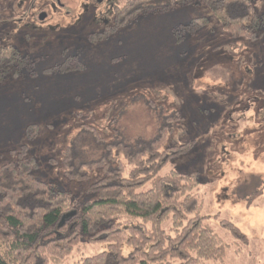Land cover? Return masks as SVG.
Wrapping results in <instances>:
<instances>
[{"label": "rangeland", "instance_id": "obj_1", "mask_svg": "<svg viewBox=\"0 0 264 264\" xmlns=\"http://www.w3.org/2000/svg\"><path fill=\"white\" fill-rule=\"evenodd\" d=\"M125 1H89L90 10H111L100 16L108 17L104 22L83 12L82 0H62L65 9L48 10L40 25V0H0V44L31 60L20 77L0 86V166L34 158L40 180L85 203L96 197L71 164L99 161L114 142L151 141L165 130L167 147L194 142L166 170L199 175L203 217L224 241L238 242L227 264H264V44L236 41L217 19L179 41L174 31L204 17L203 6L150 13L110 39L88 43ZM253 2L264 11V0ZM35 125L37 132L28 131ZM74 248L52 264L109 251L105 242L87 239ZM131 251L126 247L124 255Z\"/></svg>", "mask_w": 264, "mask_h": 264}, {"label": "trees", "instance_id": "obj_2", "mask_svg": "<svg viewBox=\"0 0 264 264\" xmlns=\"http://www.w3.org/2000/svg\"><path fill=\"white\" fill-rule=\"evenodd\" d=\"M125 3L105 31L89 34L88 43L110 39L114 31L133 26L150 13L203 6L207 14L181 25L174 31L177 36L210 27L211 19H217L223 32L236 41L264 44V11L259 12L253 0ZM78 53L66 61L77 58ZM30 66L27 54L13 45L0 44V86L10 77H20ZM30 128L37 132L36 125L28 131ZM27 134L31 141L33 134ZM169 134L164 130L151 141L114 142L106 146L101 160L78 167L71 164L80 185L96 197L85 203L40 180L34 158L19 157L2 164L0 264H52V257L64 259L86 239L105 242L109 251L81 258L76 264H227L228 252L238 242L224 241L203 217L199 175L166 170L171 161L190 152L194 142L170 148ZM167 223V229L163 228ZM231 229L246 241L239 228ZM126 247L132 250L127 256ZM235 249L241 250L239 246Z\"/></svg>", "mask_w": 264, "mask_h": 264}, {"label": "flooded vegetation", "instance_id": "obj_3", "mask_svg": "<svg viewBox=\"0 0 264 264\" xmlns=\"http://www.w3.org/2000/svg\"><path fill=\"white\" fill-rule=\"evenodd\" d=\"M27 2V0H23V5H24V3H26ZM41 1V4H42V6H43V8H42V10H40V13H39V16L37 17V18H39L40 19V22H39V24L40 25H42V23H44V22H46V21H48V17H49V13H48V10L49 11H51V13L53 14V12L54 11H56V10H60V11H62V10H64L65 9V5L63 4V2H62V0H40ZM84 3H83V5H82V7H83V12H87L88 13V15H90V16H93V20H97V21H99L100 20V16L101 15H103V14H105V15H109V13H110V11L111 10H107V11H105V12H100V13H98V12H96L95 11V9H91L90 10V5L88 4V3H90V2H96L95 4H102V2H104V1H107V3L109 4V2L111 1V0H82ZM90 1V2H89ZM106 3V2H105ZM111 5H114V3H111L110 4V7H111ZM58 11H56V12H58ZM116 13V11L114 12V14ZM67 14H70L69 13V11H67ZM113 14V15H114ZM42 15H45V19H42L41 20V16ZM107 17V16H106ZM103 20L105 19V18H102ZM81 19L79 18L78 19V21L77 22H79ZM105 22V21H104ZM76 24V23H75ZM53 30V29H52Z\"/></svg>", "mask_w": 264, "mask_h": 264}, {"label": "water", "instance_id": "obj_4", "mask_svg": "<svg viewBox=\"0 0 264 264\" xmlns=\"http://www.w3.org/2000/svg\"><path fill=\"white\" fill-rule=\"evenodd\" d=\"M58 1H59V0H58ZM40 18H41V20H42V19H45V15H42Z\"/></svg>", "mask_w": 264, "mask_h": 264}]
</instances>
